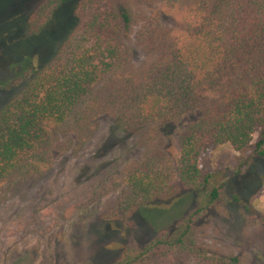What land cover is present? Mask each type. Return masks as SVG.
<instances>
[{
	"label": "trees",
	"instance_id": "trees-1",
	"mask_svg": "<svg viewBox=\"0 0 264 264\" xmlns=\"http://www.w3.org/2000/svg\"><path fill=\"white\" fill-rule=\"evenodd\" d=\"M68 4L74 25L60 47L0 109V183L40 173L105 113L139 151L121 171L106 220H177L115 264L151 253L248 264L200 238L196 223L221 193L197 158L223 143L243 152L258 128L252 155L264 162V0H44L27 19L28 35L41 37ZM149 4L158 7L147 15ZM128 42L145 54L138 66ZM185 199L194 209L178 221Z\"/></svg>",
	"mask_w": 264,
	"mask_h": 264
},
{
	"label": "rangeland",
	"instance_id": "rangeland-1",
	"mask_svg": "<svg viewBox=\"0 0 264 264\" xmlns=\"http://www.w3.org/2000/svg\"><path fill=\"white\" fill-rule=\"evenodd\" d=\"M43 1L0 0V109L50 60L74 25V4H68L41 37L28 35L27 19ZM157 7L144 8L149 15ZM138 22L140 27L147 19ZM160 22L173 27L171 18ZM131 48L129 60L138 66L145 54ZM258 133L255 128L243 152L223 143L209 145L197 158L200 173L211 175L221 193L196 223L200 238L248 264H264V162L252 155ZM73 143L40 173L0 183V264H115L177 221L152 226L138 215L106 220L114 212L123 167L139 155L134 139L115 130L108 114L91 121L83 143ZM192 208L185 199L174 217L178 213L179 221ZM135 264L190 262L179 253H151Z\"/></svg>",
	"mask_w": 264,
	"mask_h": 264
}]
</instances>
